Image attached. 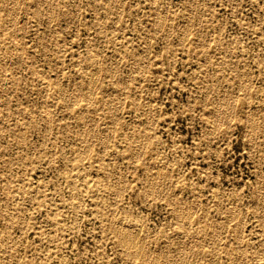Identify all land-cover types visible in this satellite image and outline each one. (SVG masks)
Segmentation results:
<instances>
[{
    "label": "rangeland",
    "instance_id": "rangeland-1",
    "mask_svg": "<svg viewBox=\"0 0 264 264\" xmlns=\"http://www.w3.org/2000/svg\"><path fill=\"white\" fill-rule=\"evenodd\" d=\"M0 23V264H264V0H0Z\"/></svg>",
    "mask_w": 264,
    "mask_h": 264
},
{
    "label": "bare ground",
    "instance_id": "bare-ground-1",
    "mask_svg": "<svg viewBox=\"0 0 264 264\" xmlns=\"http://www.w3.org/2000/svg\"><path fill=\"white\" fill-rule=\"evenodd\" d=\"M45 1H47V0H45ZM18 2V1H17ZM34 2V1H33ZM115 2V1H114ZM15 3V2H14ZM9 4V3H8ZM18 4V3H17ZM36 5V4H35ZM24 6H25V4H24ZM24 6H23V8H24ZM11 8V7H10ZM33 8V7H32ZM196 8V7H195ZM12 9V8H11ZM10 10V9H9ZM53 10V9H52ZM159 10H160V8H159ZM163 12V11H162ZM159 14H161V13H159ZM209 14V13H208ZM211 14V13H210ZM52 15H53V13H52ZM157 15V14H156ZM165 15V14H164ZM163 15V16H164ZM15 16V15H14ZM160 16V15H159ZM161 16H162V14H161ZM160 16V17H161ZM167 16V15H166ZM2 17V16H1ZM13 17V16H12ZM157 17V16H156ZM183 17V16H182ZM201 17V16H200ZM16 18V17H15ZM161 18H163V17H161ZM166 18V17H165ZM193 18V17H192ZM2 19V18H1ZM9 19V18H8ZM12 19H14V18H12ZM190 19V18H189ZM51 20V19H50ZM57 20V19H56ZM8 21H10V20H8ZM164 21V20H163ZM3 22H5V21H3ZM2 22V23H3ZM166 21H164L163 22V24L165 23ZM200 22V21H199ZM1 24V23H0ZM154 25V24H153ZM1 26V25H0ZM1 27H3V26H1ZM169 27V26H168ZM172 27V26H171ZM156 29H157V27H156ZM165 29H167V28H165ZM188 29V28H187ZM9 31V30H8ZM183 31H184V29H183ZM11 33V32H10ZM185 33H187V32H185ZM164 36V35H163ZM183 36H187V35H183ZM59 38V37H58ZM199 38H200V36H199ZM11 39V38H10ZM14 39V38H13ZM182 39H183V37H182ZM187 39V38H186ZM216 39H217V37H216ZM15 40V39H14ZM223 40V39H222ZM7 41V40H6ZM18 41H16L15 43H17ZM169 42V41H168ZM184 44V43H183ZM19 45V44H18ZM20 48H21V43H20V46H19ZM19 47H17V49L19 50ZM232 47V46H231ZM22 49V48H21ZM24 51V50H23ZM90 51V50H89ZM120 51V50H119ZM20 52V51H19ZM64 52H66V50L64 51ZM12 53H14V52H12ZM9 55V54H8ZM94 55V54H93ZM22 56V55H21ZM23 57V56H22ZM95 57V56H94ZM96 58V57H95ZM208 60V59H207ZM98 62V61H97ZM100 63V62H99ZM9 64V63H8ZM6 65V64H5ZM99 65H101V64H98V66ZM228 66V65H227ZM92 68V67H91ZM93 68H94V66H93ZM95 68H96V66H95ZM94 68V69H95ZM99 69H100V71H101V68H100V66L98 67ZM89 69V68H88ZM97 69V68H96ZM219 69V68H218ZM93 71V70H92ZM97 71V70H96ZM117 71V70H116ZM94 72V71H93ZM216 72H217V70H216ZM91 73V72H90ZM96 73V72H95ZM97 73H98V71H97ZM100 73V72H99ZM225 73H226V71H225ZM228 73V72H227ZM243 73V72H242ZM114 74H115V72H114ZM223 74V73H222ZM75 75V74H74ZM90 75V74H89ZM91 75H93V74H91ZM95 75V74H94ZM93 75V76H94ZM99 75V74H98ZM79 76V75H78ZM96 76V75H95ZM95 76L93 77V79L95 78ZM218 76V75H217ZM223 76V75H222ZM225 76V75H224ZM227 77V76H226ZM233 77V76H232ZM91 78H92V76H91ZM98 78V77H97ZM93 79L92 80H89L88 81V83H92V82H98V81H93ZM96 80H98V79H96ZM138 80V79H137ZM244 80V79H243ZM87 81V80H86ZM67 82V81H66ZM81 82V81H80ZM243 82V81H242ZM246 82V81H245ZM42 83V82H41ZM135 83H138V82H135ZM51 83L49 82L48 83V85H50ZM47 85V84H46ZM91 85V84H90ZM93 85V84H92ZM120 86H122V85H120ZM241 86V85H240ZM244 86V85H243ZM94 87V85L92 86V88ZM54 88V90H55V94H57V93H59L60 95H61V97H66V92H65V90L62 88V87H53ZM215 88V87H214ZM144 89V88H143ZM47 91H49V90H47ZM91 91H93V90H91ZM128 92V91H127ZM91 93V92H90ZM117 94V93H116ZM78 95V94H77ZM94 96V95H93ZM227 97H228V95H226ZM225 96V97H226ZM247 96V95H246ZM125 97V96H124ZM128 98V97H127ZM67 99V98H66ZM78 99V98H77ZM81 99V98H80ZM89 99V98H88ZM124 99V98H123ZM129 99V98H128ZM231 99V98H230ZM125 100V99H124ZM233 100V99H232ZM76 102H77V100H76ZM237 102V101H236ZM233 103V102H232ZM79 104V103H78ZM225 104V103H224ZM230 105H231V103H230ZM237 105V104H236ZM235 105V106H236ZM60 106V105H59ZM61 107H62V105H61ZM64 107V106H63ZM83 107V106H82ZM230 107V106H229ZM79 108V107H78ZM120 108H121V106H120ZM220 108V107H219ZM231 109H232V107H230ZM212 109H213V107H212ZM234 109V108H233ZM247 109V108H246ZM260 109V108H259ZM256 110V109H255ZM226 111V110H225ZM229 113H230V111H229ZM249 113V112H248ZM220 115V114H219ZM52 116V115H51ZM51 116H49V117H51ZM247 116H249V115H247ZM246 116V117H247ZM253 116V115H252ZM250 118H251V116H250ZM253 118V117H252ZM49 120H51L50 118H48ZM257 119V118H256ZM86 120V119H85ZM142 120V119H141ZM248 120V119H247ZM250 120V119H249ZM252 120V119H251ZM250 120V121H251ZM137 121H139V120H137ZM51 122V121H50ZM247 122V121H246ZM255 122V121H254ZM133 123V122H132ZM143 123V122H142ZM87 124V123H86ZM213 123H211V125H212ZM251 124V123H250ZM253 124V123H252ZM256 124V123H255ZM257 124H258V122H257ZM256 124V125H257ZM24 126V125H23ZM214 126V125H213ZM254 126V125H253ZM252 125H251V127H253ZM258 126V125H257ZM26 127V126H25ZM247 127V126H246ZM23 128V127H22ZM50 128H51V126H50ZM254 128V127H253ZM253 128H252V130H253ZM120 129V128H119ZM118 129V130H119ZM214 129V128H213ZM51 130V129H50ZM130 130V129H129ZM262 130V129H261ZM111 131V130H110ZM260 131V130H259ZM263 131V130H262ZM145 132V131H144ZM254 132H256V131H254ZM25 133H26V131H25ZM44 133V132H43ZM87 133V132H86ZM149 133V132H148ZM12 134V133H11ZM50 134V133H49ZM83 134H84V131H83ZM95 134V133H94ZM126 134V133H125ZM25 135V134H24ZM23 135V136H24ZM251 135H253V134H251ZM124 136V135H123ZM256 136V135H255ZM87 137V136H86ZM145 137V136H144ZM252 137V136H251ZM140 138V137H139ZM254 138V137H253ZM23 139H24V137H23ZM116 139H118V138H116ZM129 139V138H128ZM146 139V138H145ZM256 139V138H255ZM25 140V139H24ZM126 140V139H125ZM48 141V140H47ZM142 141V140H141ZM135 142V141H134ZM90 143V142H89ZM137 143V142H136ZM157 143V142H156ZM45 144V143H44ZM129 144V143H128ZM146 144V143H145ZM104 146H106V145H104ZM130 146V145H129ZM137 146V145H136ZM50 147V146H49ZM125 148V147H124ZM144 148V147H143ZM12 150V149H11ZM22 151V150H21ZM102 152V151H101ZM121 153V152H120ZM100 154V153H99ZM138 155V154H137ZM71 156V155H70ZM115 156H116V154H115ZM156 156V155H155ZM53 158V157H52ZM160 158V157H159ZM158 158V159H159ZM75 159V158H74ZM53 160V159H52ZM168 160V159H167ZM151 162H153L154 163V161H152L151 160ZM165 162V161H164ZM163 162V163H164ZM5 163V162H4ZM134 163V162H133ZM162 163V164H163ZM166 163V162H165ZM147 164V163H146ZM160 165H161V163H159ZM152 165H154V164H152ZM157 165V164H156ZM164 165V164H163ZM161 167H162V165H161ZM165 167V166H164ZM171 167V166H170ZM169 167V168H170ZM156 168H157V166H156ZM155 168V169H156ZM159 168H160V166H159ZM159 168L158 169H156V171L158 170L159 171ZM166 168V167H165ZM168 168V169H169ZM172 168V167H171ZM170 168V169H171ZM4 169V168H3ZM162 169V168H161ZM160 169V170H161ZM155 171V172H156ZM171 171V170H170ZM157 174V173H156ZM159 174V173H158ZM3 175H5V174H3ZM7 175H8V173H7ZM10 175V174H9ZM151 175H153V174H151ZM164 176H165V174H164ZM7 179H8V176L6 177ZM168 178V177H167ZM3 179H5V176H4V178ZM166 179V178H165ZM155 180V179H154ZM162 180V179H161ZM5 181V180H4ZM187 181V180H186ZM6 182V181H5ZM153 183V182H152ZM75 184V183H74ZM2 185H3V183H2ZM76 185V184H75ZM188 185V184H187ZM119 186V185H118ZM257 188V187H256ZM261 188H264V187H261ZM260 188V189H261ZM120 190V189H119ZM258 190H259V186H258ZM152 191V190H151ZM163 191V190H162ZM260 191V193H261V190H259ZM21 192V191H20ZM121 193V192H120ZM264 193V192H263ZM156 194V193H155ZM258 195V194H257ZM256 195V196H257ZM221 196V195H220ZM253 196V195H252ZM255 196V197H256ZM222 198H224V197H222ZM230 198V197H229ZM232 199V198H231ZM184 200H186V199H184ZM183 200V201H184ZM103 202H104V200H103ZM173 202V201H172ZM198 202V201H197ZM201 202V201H200ZM264 202V201H263ZM194 205V204H193ZM199 205V204H198ZM238 205V204H237ZM236 205V206H237ZM197 207V206H196ZM237 208H239L238 206H237ZM20 209V208H19ZM181 209V208H180ZM191 209V208H190ZM201 209V208H200ZM224 209H225V206H224ZM182 210V209H181ZM197 210V209H196ZM210 210V209H209ZM259 210V209H258ZM177 211V210H176ZM235 211V210H234ZM239 211V210H238ZM264 212V211H263ZM176 213V212H175ZM183 213V212H182ZM186 213V212H185ZM192 213V212H191ZM235 213V212H234ZM237 213H239V212H237ZM179 214V213H178ZM183 215H184V213H183ZM175 216H176V219H177V217H181V215L179 216V215H177V214H175ZM185 216V215H184ZM192 216V215H191ZM234 216H232V218H233ZM235 217L237 218L238 217V215L236 216L235 215ZM24 218V217H23ZM192 218V217H191ZM190 218V219H191ZM235 218V219H236ZM184 219V218H183ZM189 219V218H188ZM234 219V220H235ZM23 220V219H22ZM115 221V220H114ZM142 221V220H141ZM141 221H140V223H141ZM189 221V220H188ZM214 221H216L215 219H214ZM219 221V220H218ZM232 221V220H231ZM116 222V221H115ZM135 222V221H134ZM190 222V221H189ZM195 222V221H194ZM221 222V221H220ZM244 223V222H243ZM189 224V223H188ZM187 224V225H188ZM237 224V223H236ZM221 225V224H220ZM124 226V225H123ZM140 226H142V224L140 225ZM145 226V225H144ZM215 226V225H214ZM229 226V225H228ZM135 227H136V225H135ZM182 227V226H181ZM137 228V227H136ZM139 228V227H138ZM207 228H208V226H207V224L206 223H204V224H202L201 226H200V231L201 232H204V231H206L207 230ZM223 228V227H222ZM114 229H116V228H114ZM141 229H142V227H141ZM140 229V230H141ZM126 230L127 229H122L118 234H115V235H117V241L119 242V243H122V245H123V247L125 248V250H126V252H127V254L128 255H132V254H134L133 253V251L131 250V249H133V246L134 245H132V243H131V241H130V239H129V236H128V238L127 239H129V241H127V240H125V237H127V234H129V233H126ZM129 230H130V228H129ZM135 230V229H134ZM139 230V229H138ZM211 230V229H210ZM220 230V229H219ZM235 230V229H234ZM191 231V230H190ZM115 232V231H114ZM141 232V231H140ZM140 232H139V234H140ZM146 233H148L147 231H146ZM134 234H136V231H135V233H133L132 235L133 236H135V238H136V240H134L135 242L137 241L138 242V238L136 237V235H134ZM138 234V235H139ZM218 234V233H217ZM244 234V233H243ZM142 235H145V234H142ZM196 235V234H195ZM225 236H226V234H225ZM116 237V236H115ZM131 237V236H130ZM183 237V236H182ZM189 237V236H188ZM216 237H217V235H216ZM146 238V237H145ZM145 238L143 237L142 239H144L145 240ZM168 238V237H167ZM178 238V237H177ZM196 238V237H195ZM200 238V237H199ZM134 238H132L131 240H133ZM154 240V239H153ZM194 241V240H193ZM196 241V240H195ZM198 241H200V239L198 240ZM136 242V243H137ZM143 242H145V241H143ZM150 242H151V240H150ZM153 242V241H152ZM239 242V241H238ZM193 243V242H192ZM209 243H212V242H209ZM135 244V243H134ZM152 244V243H151ZM184 244V243H183ZM239 244V243H238ZM135 245H137V244H135ZM142 245H143V243H142ZM211 244H209V246H210ZM151 246V245H150ZM154 245H152V247H153ZM161 246V245H160ZM159 246V247H160ZM171 246V245H170ZM3 247H5V246H3ZM7 247V246H6ZM143 247V246H142ZM151 247V248H152ZM140 248V250H139V252L141 251V247H139ZM147 247H145V249H146ZM159 249V248H158ZM161 249V248H160ZM149 250V249H148ZM151 250V249H150ZM184 250V249H183ZM192 250V249H191ZM155 251H157V249L155 250ZM192 251H194V250H192ZM222 251V250H221ZM144 252H145V250H144ZM143 252V254L145 255V253ZM150 252V251H149ZM151 252H153V251H151ZM163 252V251H162ZM183 252V251H182ZM231 252V251H230ZM141 253V252H140ZM139 253V254H140ZM169 253V252H168ZM176 253V252H175ZM207 253V252H206ZM233 253V252H232ZM238 253H241V252H238ZM136 254V253H135ZM139 254H137V255H139ZM150 254V253H149ZM155 254H156V252H155ZM151 255V254H150ZM183 255V254H182ZM160 256V255H159ZM240 256V255H239ZM145 257V256H144ZM143 257V258H144ZM155 257V256H154ZM178 257V256H177ZM159 258V257H158ZM158 258H156V260L158 259ZM182 258H183V256H182ZM196 258V257H195ZM237 258V257H236ZM145 259V258H144ZM150 259V258H149ZM166 259V258H165ZM181 259V258H180ZM190 259V258H189ZM240 259V258H239ZM156 260H154V261H156ZM175 260V259H174ZM196 260H198V259H196ZM195 260V261H196ZM143 261V260H142ZM176 261V260H175ZM194 261V260H193ZM255 261V260H254ZM253 261V262H254ZM143 262H146V261H143ZM149 262V261H148ZM168 262V261H167ZM246 262V261H245ZM155 263V262H154ZM144 264V263H143ZM176 264V263H175ZM178 264V263H177ZM198 264V263H197Z\"/></svg>",
    "mask_w": 264,
    "mask_h": 264
}]
</instances>
